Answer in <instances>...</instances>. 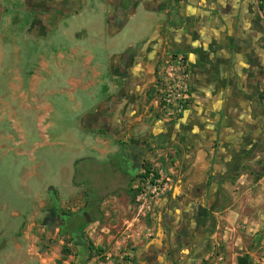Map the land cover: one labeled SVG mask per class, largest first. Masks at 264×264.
<instances>
[{"label": "crops", "instance_id": "obj_1", "mask_svg": "<svg viewBox=\"0 0 264 264\" xmlns=\"http://www.w3.org/2000/svg\"><path fill=\"white\" fill-rule=\"evenodd\" d=\"M227 1L1 0L0 72L16 66L15 87L24 90L19 98L33 97L34 111H21L18 121L36 150L59 145L73 154L89 139L103 158L130 137L158 136L169 144L167 155L175 151L179 161L177 184L156 212L172 232L171 244L181 214L189 218L207 204L214 219L205 263L224 243L230 264H255L264 249V171L258 164L264 156V82L259 62L251 69L246 63L259 61L262 52L256 40L231 58L218 47L215 29ZM234 3L244 24L248 0ZM161 41L188 64L189 104L175 120L149 107L165 52ZM25 44L33 55L22 53ZM30 57L37 61L28 71ZM64 111L73 117L66 120ZM126 149L130 160L137 159L133 146ZM140 170L126 162L121 173L112 171L129 186ZM67 178L59 173L57 184L66 186ZM87 200L94 199L88 194ZM134 254L143 259L135 264L149 263L147 246Z\"/></svg>", "mask_w": 264, "mask_h": 264}, {"label": "rangeland", "instance_id": "obj_2", "mask_svg": "<svg viewBox=\"0 0 264 264\" xmlns=\"http://www.w3.org/2000/svg\"><path fill=\"white\" fill-rule=\"evenodd\" d=\"M21 50L26 56L34 52L28 44L22 45ZM1 56L0 51V70ZM35 61L30 57L28 71L35 69ZM10 70L9 74L0 72V166L4 163L0 167V264H130L135 251L148 242L150 229L156 225V213L137 215L128 180L112 171L122 172L119 158H100L93 148L95 141L86 139L80 152L73 154L60 150L64 147L59 145L32 148L34 140L23 136L18 115L23 110L34 111L33 97L19 98L24 90L17 89L14 81L20 82V77L16 66ZM7 83L11 89L5 87ZM65 115L66 120L73 117L70 111ZM68 149L73 148H65ZM58 172L63 180L68 177L64 187L57 184ZM50 186L56 189L67 213L80 209L88 194L98 203L96 211L86 210L96 219L91 221L87 215L84 239L90 250L72 247L68 237L61 238L42 224L41 214L49 206ZM75 224H84L83 218L79 216ZM224 251L222 243L216 257L204 264H230ZM255 264H264V249Z\"/></svg>", "mask_w": 264, "mask_h": 264}, {"label": "flooded vegetation", "instance_id": "obj_3", "mask_svg": "<svg viewBox=\"0 0 264 264\" xmlns=\"http://www.w3.org/2000/svg\"><path fill=\"white\" fill-rule=\"evenodd\" d=\"M247 6L248 14L243 24L240 21V9L236 7L234 0L226 2L223 9V16L220 18L219 24L215 29L219 32L222 39L218 47H221V50L231 58V55L236 57L241 50L246 51L251 48L256 40V45L262 52L261 59L259 61L258 58L249 59L246 66L248 69H251L254 63L259 62L258 69L262 73V81L264 82V16L260 12L261 8L257 0H248ZM210 29L213 30L212 24H210ZM254 34H257V36ZM167 46V41L160 42V48L162 47L161 49L165 50V52H167ZM261 98L264 99V93L261 94ZM152 137H150V140L142 136L130 137L126 141L120 140L119 147L121 150L113 154V157L119 158L120 168L126 162H131L132 167L139 165L141 168H144L160 155L166 156L170 145L162 142L158 136L157 138L153 137V140H151ZM262 141V147L264 149V128ZM127 146H133L136 149L137 159L130 160L126 156ZM162 157L157 161L163 164ZM258 164L260 168L259 172L262 173L264 171L263 155L258 159ZM175 187L176 185L170 192ZM48 193L49 206L41 214L42 224L49 231H56L59 237H68L72 247L79 246L88 249L89 245L84 239L85 227L83 224H75V221L80 216L83 218V222H87L84 215L88 208L91 209V206L92 208L94 207L95 200L88 201L86 196L80 209L76 212L67 213L61 208V203L57 199L54 189L49 188ZM168 194L163 197H166ZM158 202L153 209L156 217L158 216L156 212L158 211ZM213 219L211 208L207 204L202 213L194 212L192 216L185 219L183 214H181L180 220L175 226V232H173L176 243L172 245V232L157 217L155 219L156 225L150 229L152 233L149 234L148 242L145 245L150 252L148 264H204L207 254L211 252L207 247L211 240ZM133 261L134 264L135 262L143 263L141 256L137 257L135 254Z\"/></svg>", "mask_w": 264, "mask_h": 264}, {"label": "built area", "instance_id": "obj_4", "mask_svg": "<svg viewBox=\"0 0 264 264\" xmlns=\"http://www.w3.org/2000/svg\"><path fill=\"white\" fill-rule=\"evenodd\" d=\"M264 16V0H258ZM187 60L183 54L164 52L159 61L157 89L150 111L167 120L177 119L189 104ZM160 155L156 160L135 174L129 185L134 209L137 215L153 214L160 198L176 185L179 161L175 151ZM163 158V164L157 161Z\"/></svg>", "mask_w": 264, "mask_h": 264}, {"label": "trees", "instance_id": "obj_5", "mask_svg": "<svg viewBox=\"0 0 264 264\" xmlns=\"http://www.w3.org/2000/svg\"><path fill=\"white\" fill-rule=\"evenodd\" d=\"M128 187H129V186H128ZM128 192H129V194H130V190H129V188H128ZM96 204H97V206H98V203H96ZM96 204H95V205H96ZM97 206H96V207H97ZM94 211H96V209H94ZM87 215L91 218V221H95V220H96L94 217H91L90 214H87ZM85 219H86V218H85ZM85 219H84V220H85ZM83 226L86 227V226H87V222H84ZM90 249H91V247L89 246V247H88V250H90Z\"/></svg>", "mask_w": 264, "mask_h": 264}, {"label": "water", "instance_id": "obj_6", "mask_svg": "<svg viewBox=\"0 0 264 264\" xmlns=\"http://www.w3.org/2000/svg\"><path fill=\"white\" fill-rule=\"evenodd\" d=\"M84 217L86 218L87 224H88V216H87V214H85Z\"/></svg>", "mask_w": 264, "mask_h": 264}]
</instances>
